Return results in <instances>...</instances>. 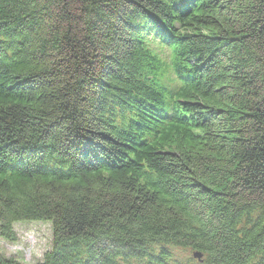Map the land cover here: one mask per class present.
Instances as JSON below:
<instances>
[{
	"label": "trees",
	"instance_id": "trees-1",
	"mask_svg": "<svg viewBox=\"0 0 264 264\" xmlns=\"http://www.w3.org/2000/svg\"><path fill=\"white\" fill-rule=\"evenodd\" d=\"M32 220L37 264H264V0H0V236Z\"/></svg>",
	"mask_w": 264,
	"mask_h": 264
},
{
	"label": "rangeland",
	"instance_id": "rangeland-1",
	"mask_svg": "<svg viewBox=\"0 0 264 264\" xmlns=\"http://www.w3.org/2000/svg\"><path fill=\"white\" fill-rule=\"evenodd\" d=\"M66 168H68V171L71 170L69 166ZM13 228L18 233L17 240L8 242L0 236V255H13L24 264H37L42 259L45 250L50 249L52 246L53 227L51 222L36 220L20 221L14 223ZM177 255L190 260H193V257L203 260V256H198L199 252L194 251L192 248L175 249L172 252V257H177ZM133 264L138 263L134 262Z\"/></svg>",
	"mask_w": 264,
	"mask_h": 264
}]
</instances>
